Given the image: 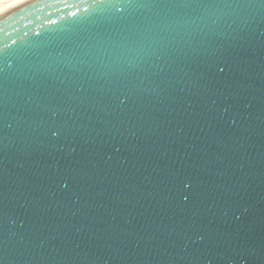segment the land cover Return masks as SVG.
<instances>
[{"label":"water","instance_id":"95a60500","mask_svg":"<svg viewBox=\"0 0 264 264\" xmlns=\"http://www.w3.org/2000/svg\"><path fill=\"white\" fill-rule=\"evenodd\" d=\"M0 264H264V0L0 13Z\"/></svg>","mask_w":264,"mask_h":264},{"label":"rangeland","instance_id":"374dc122","mask_svg":"<svg viewBox=\"0 0 264 264\" xmlns=\"http://www.w3.org/2000/svg\"><path fill=\"white\" fill-rule=\"evenodd\" d=\"M27 0H0V13ZM10 6V7H9Z\"/></svg>","mask_w":264,"mask_h":264},{"label":"bare ground","instance_id":"6f19581e","mask_svg":"<svg viewBox=\"0 0 264 264\" xmlns=\"http://www.w3.org/2000/svg\"><path fill=\"white\" fill-rule=\"evenodd\" d=\"M28 1V0H27ZM26 2V1H25ZM24 3V2H23ZM21 4V3H20ZM19 5V4H18ZM15 6H17V5H15ZM10 7V6H9ZM14 7V6H13ZM11 8H12V6H11ZM10 9V8H9ZM8 10V9H7Z\"/></svg>","mask_w":264,"mask_h":264}]
</instances>
